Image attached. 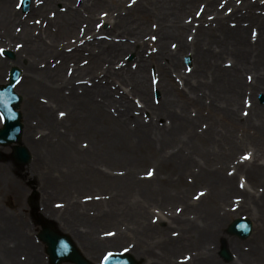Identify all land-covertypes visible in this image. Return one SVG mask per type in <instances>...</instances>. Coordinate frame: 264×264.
<instances>
[{"label":"bare ground","instance_id":"obj_1","mask_svg":"<svg viewBox=\"0 0 264 264\" xmlns=\"http://www.w3.org/2000/svg\"><path fill=\"white\" fill-rule=\"evenodd\" d=\"M12 1L0 0V48L14 52L16 61L9 63L0 56V84L8 77L6 67L22 66L18 87L26 98L24 111L29 116L23 123L22 144L32 156V177L43 178L52 169L55 194L60 189L68 191L70 184L84 182L79 180L78 164L87 156L110 150L114 142L115 148L126 154L132 149L131 134L154 140V134H148L154 127L134 115L137 108L125 88L137 90L147 108L158 114L150 101L149 63L144 59L152 45L148 35L158 36L154 45L157 55L151 58H158L166 116L160 135L166 134L167 143L161 155L177 169L167 177L168 184H138L137 201L125 204V211L119 209L121 199L116 190L118 215L75 216L72 209L76 212L82 205L73 199L70 216L57 225L67 229L82 255L91 260L100 250H113L130 238L139 252L136 258L144 264H223L217 250L224 248L219 243L226 240L233 247L226 246L234 253L230 264H264V109L253 99L264 93V1L260 5L244 0L241 9L232 0H149L148 11L136 5L121 14L128 18L148 15L155 22L127 26L126 18L114 17L107 32L97 27L98 10L107 8L112 14L125 6V0H82L84 14L76 6L78 0H32L28 15H22ZM221 1L226 3L221 8L233 6L231 17L216 13L214 22H199L198 27L184 20L168 25L178 18L175 10L183 3L185 9L202 4L206 10L221 12ZM157 13L165 14L167 21ZM190 27L196 32V42L190 48L198 46L190 56L194 73H187L186 67L182 70L180 59L190 49L181 31ZM110 36L114 38L110 40ZM115 38L122 43L117 44ZM168 39L177 44V50L169 49ZM203 46L207 49H201ZM119 50L134 52L137 65L117 64ZM162 60H167L164 67ZM134 123L135 130L130 131ZM67 127H73L75 133ZM239 150L248 151L243 154L247 157H242L241 151V155L236 153ZM4 155L0 150V156ZM100 155L103 160L111 159ZM195 175L210 184L211 191H219V196L204 197L196 204L176 191L191 188L192 184L184 183ZM14 178L8 166L0 163V193L18 197L23 185ZM246 183L262 184L263 189H252ZM163 192L169 203H181V212L149 219L147 212L162 208L159 196ZM247 199L255 205L250 206ZM133 208V218L119 216ZM246 211L259 221L258 233L254 237V229L249 245L240 246L222 234L223 222L231 213ZM7 213L0 206V264H46L35 242H25L27 233L14 232ZM77 221L85 225L79 226ZM178 222L183 227L178 228Z\"/></svg>","mask_w":264,"mask_h":264},{"label":"rangeland","instance_id":"obj_2","mask_svg":"<svg viewBox=\"0 0 264 264\" xmlns=\"http://www.w3.org/2000/svg\"><path fill=\"white\" fill-rule=\"evenodd\" d=\"M149 0H125V6L120 9L119 7L112 11V14L107 10V8H100L97 12L99 20V25L97 27L102 29V32H107L110 27L111 23L114 21V17L118 18L119 16L124 17L128 20L126 23L127 26H139L142 25V22H155V19L148 15H134L131 18L123 16L125 14V9L131 10L136 5H141L142 8H140L143 11H148L149 9L146 7V4ZM224 1V0H222ZM222 1L220 3H222ZM234 2V6H238V8L244 9L241 4H244V0H232ZM259 2L260 5H263L264 0H254ZM12 4L19 9L20 13L22 15H28V13H24L22 10V0H13ZM224 4L222 3L219 5V11L216 12L215 10L212 12L210 10H206V6L199 4V6H191L189 9H185V3H183L180 10H175V15L178 16V18H173L168 25H172L171 22H179L181 20H184L185 22H192V26L198 27L199 22H214L216 19V13H221L222 16H228L231 17L234 9L233 6H228L225 8H221ZM177 2L173 3V6H176ZM76 6L80 8V12L84 14L83 9V1L78 0L76 2ZM159 6V4L157 5ZM162 6V5H161ZM31 8V7H30ZM237 8V9H238ZM58 9H62V5L60 4L58 6ZM189 10H192L191 13H189ZM167 10L164 9V12ZM179 11L182 13H186L183 16L179 14ZM123 15H122V14ZM242 13H245V10H242ZM159 17H164L167 21V16L163 13H157ZM261 14L264 15V7L261 8ZM172 17V16H170ZM232 20V21H230ZM228 22H235L234 19H229ZM246 22V21H243ZM183 34L185 35L186 39L185 41L190 48V46H193V43L196 37L195 29L191 28L188 30H182ZM103 39L107 40L108 38L106 34L101 35ZM115 36V35H114ZM155 37V39H153ZM114 37L110 36V40ZM149 42H152L151 48L147 49V53H145L144 59L148 60L149 65L147 66V75L149 77V84L152 87V91L149 92L150 95V101L152 104V107H156L158 114H154L150 109L147 108L146 103L142 99L140 95H138L137 90L134 88H125L126 94L130 96L131 101L136 106L137 109L134 108L135 116H138V118H143L147 123V125H151L150 127H154V132L149 130L148 134H154V140L149 141V136H147L148 140H144L141 138H137L136 134H131V142L132 149L126 153L123 154L122 151L118 150L117 147L115 148V145H117L115 142L109 149H104L102 152L97 156L86 157V160H83L80 164H78L79 168V175L80 181H84L80 184H70V189L67 190H58L55 193L52 192L54 188H52V184L54 183V173L51 170H48L47 175H45L43 178H34L31 175L32 172V161L28 165H20L17 163L14 159V152L13 147H2L0 146V150H2L5 155L4 157L0 156V163L8 166L9 173L15 177V179L23 185V188L21 190V193L17 196H14V194H8L4 195L0 193V206L6 209L8 213L6 214L7 217H9V221L14 226V232L18 233L19 230L24 231L27 233L26 235V241L30 242L34 241L35 245L38 247V252L41 256L45 257L46 264H50L49 256L47 254V246L40 241L39 234L43 231L41 225H40V216L45 217L54 225H56V228L62 232L63 234L67 235V229L64 228L61 229L59 220L60 219H66L70 216V204L72 202H75L73 199H76L77 201L81 202L82 207L79 208L76 213L73 209L71 212H74V215H78V217H81L82 215L87 214H99L101 216H111V215H118L117 214V198L116 196V190H117V196L119 200L121 199V204L119 205V209H123L125 211L124 205H134L137 201V188L138 184H164L167 177L171 176L172 172H175L174 166H169L168 162L166 161L167 158L164 155H161L163 149L166 147L165 143H167L166 140V134H162L161 128L166 126L165 118L164 116V105L162 100L161 92H163L162 86H160V77L157 73V59H152L151 57L156 54V47L154 46L157 44L158 36L156 34L148 35L147 37ZM115 42L117 44L122 43L118 38H115ZM109 40V41H110ZM125 42V41H123ZM198 42V41H197ZM168 46H170L169 49L172 51H175L178 49L177 44L174 43L172 39L167 40ZM175 45V47H173ZM197 44H195L194 48H190L187 52V54L180 55L181 62L183 64V68L187 70V73H194V70L192 69L193 61H191V54L193 51L197 49ZM201 49H207L206 47H201ZM6 52L12 53L14 55V59H9L5 54ZM100 52V49H99ZM120 54V59L117 61V64L123 65V61L127 64H133V68L137 65L136 64V55L134 52H126L123 50H119L118 53ZM0 56L1 60L8 61L9 63H14L16 61L15 53L11 51H7L4 49V47L0 48ZM192 57V56H191ZM187 59H190L191 65L187 64ZM167 60L161 61V66L164 67ZM84 65H87V62L85 61ZM120 67L117 66L116 70H119ZM12 68H19L21 70L22 66L17 64V66H10V68H5L4 72L7 71L8 77L5 80V83H1L0 85H6L9 80V74ZM128 75V74H127ZM126 76V75H125ZM18 87V86H17ZM161 91V92H160ZM16 92L22 96L23 103L21 105V113L23 116V123L26 122V119L29 118V116L26 115L24 111V105L26 103V98H24V94L22 95L20 87H18V90L16 88ZM21 92V93H20ZM252 99V98H251ZM255 101L257 104L264 109V93H259L256 95ZM63 112H59V115ZM27 117V118H26ZM161 117H164L160 119ZM150 123V124H148ZM156 123V124H155ZM25 125V124H24ZM132 124L130 126V131H134ZM70 126V125H69ZM2 127V121H0V128ZM62 129L66 128V125L63 126L60 125ZM68 128V127H67ZM155 128L158 130L155 131ZM68 130L71 133H75V129L73 127H69ZM38 131V129H37ZM153 132V133H151ZM165 139V140H164ZM80 141V140H79ZM92 145V144H91ZM245 149V148H243ZM237 151L236 153L240 154L242 153V157L245 158L243 155L244 153L248 152L246 150ZM107 155V158H111L110 161H116V162H110L107 160H103L102 155ZM105 157V156H104ZM247 157V156H246ZM71 168H73L71 166ZM197 175L194 176V178H190L189 181H187L184 184H192V187H182L179 190L177 187L176 191L179 193H184L187 196V199L190 200L191 203L198 204L202 198L206 197L210 198V196L213 195L214 198L219 196V191L213 192L211 191L209 185L206 181L196 178ZM204 184H203V183ZM115 184H119L118 188L116 189ZM166 184H168V181H166ZM249 184V183H246ZM252 189L255 190H262L263 185L262 184H249ZM91 189V190H90ZM168 190V189H167ZM167 190L165 192H167ZM121 191V196H119V192ZM176 191H173L176 194ZM159 196L161 199V205L159 208V211L155 212L152 210L151 212L146 213V217L149 219L154 215L165 216L171 213V211L179 214L181 212V203L177 202L174 204L169 203V201L166 199V195L164 196V193ZM254 195V191H252ZM167 194V193H166ZM258 198L256 197V200ZM36 201V206L34 205ZM143 201V198H142ZM250 206L255 205L253 201L250 199H247ZM198 202V203H197ZM89 204V208L84 204ZM178 204V205H177ZM125 205V206H126ZM146 207L149 205L145 202ZM184 205V204H183ZM182 205V206H183ZM260 206V205H259ZM127 208V206H126ZM150 208V205L148 206ZM135 208L129 210L127 213L123 215H119L122 217H128L133 218L134 213L131 215L130 212L133 211ZM259 210V209H258ZM84 212H88L85 213ZM121 212V210H119ZM81 215V216H80ZM241 218H247L249 219L253 226H254V237L255 234L258 233V225L259 221H256L255 217L251 216L250 212H234L229 214L224 222H223V232L222 234L229 240L237 242L238 245H249L251 242L250 239L243 240L241 238H238L232 234L229 233V229L231 225L238 219ZM38 219V222H37ZM154 222L157 220L153 219ZM152 221V222H153ZM18 224V225H17ZM59 224V226L57 225ZM77 224L79 226H84V221H77ZM38 225V226H37ZM178 228L183 227L180 222L177 224ZM112 230L114 227L111 228ZM11 233H13V230H10ZM133 237V236H132ZM134 238V237H133ZM25 240V239H24ZM7 241L10 242V234H7ZM134 243L130 238L127 239V241L124 242L122 246H119L117 248H112L113 250H105L102 249L100 252H98V255L91 257V260L85 258L92 264H102L104 262V259L108 257L109 255L116 254V253H124L134 256L135 258L138 257L139 252L134 248ZM222 245V247L227 246L230 250L231 245L227 243L226 240H223L219 243ZM228 244V245H227ZM221 248V247H220ZM217 250V257L220 259V261L223 264H230L232 261H228L225 258L221 257V251L222 249ZM229 251V250H228ZM238 251V250H237ZM230 252V251H229ZM232 252V251H231ZM234 252V251H233ZM83 254V253H82ZM234 256V253H232ZM138 264H144V261L141 259H137ZM63 264H72V263H63Z\"/></svg>","mask_w":264,"mask_h":264},{"label":"water","instance_id":"obj_3","mask_svg":"<svg viewBox=\"0 0 264 264\" xmlns=\"http://www.w3.org/2000/svg\"><path fill=\"white\" fill-rule=\"evenodd\" d=\"M29 6L30 0H24V9L28 10ZM19 77L20 72L17 69H13L11 72V83L6 87H0V112L4 118V127L0 129V145H16L14 147L15 159L18 163L26 165L29 164L31 156L26 148L19 146L23 126L21 124V115L17 110L20 107L21 97L14 93V86L18 82ZM44 226V232L40 235V238L48 246L51 264H61L67 261L75 264H89L83 259L67 236L55 232L50 224H44ZM251 230L252 225L250 222L239 220L231 226L230 233L245 239L251 234ZM221 255L225 259L230 260L226 250H223ZM104 264H137V262L131 256L115 255L108 258Z\"/></svg>","mask_w":264,"mask_h":264},{"label":"snow or ice","instance_id":"obj_4","mask_svg":"<svg viewBox=\"0 0 264 264\" xmlns=\"http://www.w3.org/2000/svg\"><path fill=\"white\" fill-rule=\"evenodd\" d=\"M153 39H155V37H153ZM173 47H175V45H173ZM61 116H63V115H65L64 113H61L60 114ZM4 118H3V115L2 114H0V121H2Z\"/></svg>","mask_w":264,"mask_h":264}]
</instances>
